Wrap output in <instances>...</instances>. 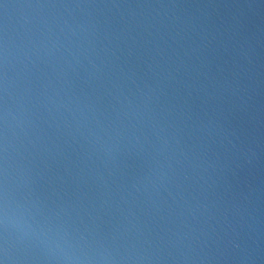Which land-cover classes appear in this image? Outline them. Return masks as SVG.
I'll return each mask as SVG.
<instances>
[{
  "label": "water",
  "instance_id": "1",
  "mask_svg": "<svg viewBox=\"0 0 264 264\" xmlns=\"http://www.w3.org/2000/svg\"><path fill=\"white\" fill-rule=\"evenodd\" d=\"M5 43L38 221L115 264H264V0H0V76Z\"/></svg>",
  "mask_w": 264,
  "mask_h": 264
},
{
  "label": "clouds",
  "instance_id": "2",
  "mask_svg": "<svg viewBox=\"0 0 264 264\" xmlns=\"http://www.w3.org/2000/svg\"><path fill=\"white\" fill-rule=\"evenodd\" d=\"M7 7V5L5 6ZM49 7H56V5H49ZM61 7H98L97 5H61ZM112 7H119L118 5H112ZM163 7V6H161ZM175 7V5H173ZM77 29L84 31L82 25H77ZM73 36L77 35V32L73 29H69ZM53 47L55 44L53 43ZM4 70L2 76H0V91L3 92V105L2 113H0V124L3 126V135L0 137L2 146L0 151L3 155L0 156V264H29L30 261L40 259V256L32 255L28 250L29 248L38 250L45 260H51L56 264H97V259L104 262V264H115V260L111 253L104 248L103 244H100V249L103 251H97L95 255H88L77 246H74L71 242L69 234L63 229H53L50 226V222L44 220L38 221L32 214L31 209L36 208V204L29 199H25L23 203L16 199L15 193V180L10 173V154H9V130L10 120L15 121V116L10 109L8 100L10 97L9 91V75H8V48L5 43L4 46ZM241 54L244 55L241 49ZM69 55H73L69 50ZM75 59V56H73ZM91 63V62H90ZM93 69L96 66L92 65ZM211 123V121L209 122ZM95 135V134H93ZM97 140L99 137H96ZM158 139H161L158 137ZM168 141L163 140V144L167 145ZM179 144V141H177ZM157 168L161 171L156 177V182L152 183L153 189L159 196V189L164 187V182L167 180V173L162 169L159 161H154ZM153 169H149V175L153 174ZM169 171L171 168L169 167ZM145 179H148L146 176ZM158 182V183H157ZM132 187L135 189L136 185ZM137 191L139 189H136ZM167 191V189H164ZM169 196L172 194L169 192ZM24 251L25 255H20V252ZM121 259H124L121 257ZM137 259H143V257H137Z\"/></svg>",
  "mask_w": 264,
  "mask_h": 264
}]
</instances>
